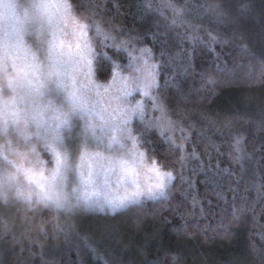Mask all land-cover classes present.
I'll return each instance as SVG.
<instances>
[{
    "label": "trees",
    "instance_id": "trees-1",
    "mask_svg": "<svg viewBox=\"0 0 264 264\" xmlns=\"http://www.w3.org/2000/svg\"><path fill=\"white\" fill-rule=\"evenodd\" d=\"M69 2L151 49L172 124L156 126L147 98L131 127L174 179L164 197L114 212L0 200V264H264V0ZM88 35L98 80L111 76L103 53L129 71L127 51Z\"/></svg>",
    "mask_w": 264,
    "mask_h": 264
},
{
    "label": "snow or ice",
    "instance_id": "snow-or-ice-1",
    "mask_svg": "<svg viewBox=\"0 0 264 264\" xmlns=\"http://www.w3.org/2000/svg\"><path fill=\"white\" fill-rule=\"evenodd\" d=\"M0 20L4 21L0 25V134L8 136L11 131L22 141L17 144L9 138L0 144V200L71 211L78 206L115 210L138 204L145 196L164 197L173 172L163 171L156 161L144 164L140 136L130 126L133 116L145 119L144 98L151 99L153 110L160 112L154 121L157 127L172 124L156 94L158 62L151 49L130 48L128 40L117 38L100 21L89 24L69 0H31L27 5L0 0ZM36 25L49 32L43 58L39 46L33 48L24 39L28 28ZM90 28L112 47L128 52L127 73L103 53L111 76L97 79L104 65L96 62ZM133 91L141 98H131ZM129 142L128 150L119 155L104 150L123 149ZM37 145L47 153V160L41 158ZM142 167L150 174L143 183ZM113 184L117 190L124 188V194L103 201L88 195Z\"/></svg>",
    "mask_w": 264,
    "mask_h": 264
},
{
    "label": "rangeland",
    "instance_id": "rangeland-1",
    "mask_svg": "<svg viewBox=\"0 0 264 264\" xmlns=\"http://www.w3.org/2000/svg\"><path fill=\"white\" fill-rule=\"evenodd\" d=\"M18 3L20 4H24V5H27L29 3H31V0H17ZM21 15H22V11H21ZM4 21L0 20V25H3ZM49 38V32L47 30H43L41 31L39 25H36V26H33V27H30L28 28L27 30V33L24 35V39L27 41V43L30 45V46H33V48L39 46L40 48V56L41 58H43L44 56V51L47 47V44H46V41L47 39ZM39 41V44L37 43ZM9 71H11V69H9ZM127 73V72H126ZM2 82V81H0ZM119 85H117L118 87ZM3 94H7L6 90L4 91ZM134 100H138L140 99V95H139V92L138 91H133L132 92V97ZM147 98H144V103H145V100ZM135 117H139V115L137 116H133L131 118V123L133 121V119ZM131 123H130V126H131ZM15 134L13 132L10 131L9 135L8 136H4L2 134H0V144H3L5 142V140L14 137ZM17 138V137H16ZM22 143V141L20 142ZM128 147H130V142L128 143V145L123 148V149H104L106 152H111L113 154H116V155H119L123 152H126L128 150ZM139 147V145H138ZM140 148V147H139ZM141 149V148H140ZM37 151L40 153V156L42 159H45L44 158V155L47 154L45 153L41 146L40 145H37ZM46 160V159H45ZM153 162H149L147 159H146V155H145V161H144V164L145 165H151ZM145 175H150L149 173L146 172V169L145 168H141V177H140V181L141 183L144 182V179H145ZM124 194V188H119L117 190L116 188V185L113 184L112 188L110 189H98L96 191H89L88 195L92 198V199H95V200H100V201H103L106 197H114V196H120V195H123ZM149 197L145 196V197H142L141 200L143 199H147ZM23 202V201H22ZM79 208H84L83 206H78ZM78 207H75V208H78ZM73 208V209H75ZM124 207H121V208H117L115 210H111L110 208L108 207H104L103 209H99V208H92V209H86V210H89V211H98V212H114V211H117V210H120ZM72 209V210H73Z\"/></svg>",
    "mask_w": 264,
    "mask_h": 264
}]
</instances>
